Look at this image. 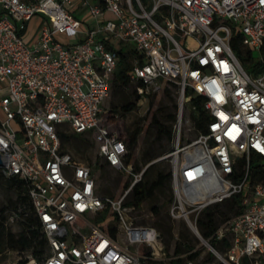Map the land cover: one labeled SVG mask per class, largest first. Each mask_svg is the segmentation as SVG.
Here are the masks:
<instances>
[{
    "label": "built area",
    "instance_id": "built-area-1",
    "mask_svg": "<svg viewBox=\"0 0 264 264\" xmlns=\"http://www.w3.org/2000/svg\"><path fill=\"white\" fill-rule=\"evenodd\" d=\"M83 9L93 27L75 16ZM263 48L264 0H0V171L27 186L46 241L40 256L5 264H264ZM120 51L137 54L128 78L139 96L174 89L181 107L200 99L207 117L189 148L224 188L205 203L175 193L167 216L194 238L186 252L167 249L126 203L144 170L126 163L103 110ZM61 125L87 135L102 164L130 181L121 197L98 194L92 166L60 150ZM232 196L242 211L204 238L200 214Z\"/></svg>",
    "mask_w": 264,
    "mask_h": 264
},
{
    "label": "trees",
    "instance_id": "trees-1",
    "mask_svg": "<svg viewBox=\"0 0 264 264\" xmlns=\"http://www.w3.org/2000/svg\"><path fill=\"white\" fill-rule=\"evenodd\" d=\"M232 49L239 58H242L244 51L242 50L237 39H235L234 43L232 44ZM260 54L264 57V48L261 50ZM119 55L120 61L118 63V67L111 86L112 94L115 98L116 103L112 105V108L109 112L111 114L119 113L125 115L139 107V103L142 100V97L137 94L135 85L131 84L128 78V73L131 69L130 61L134 57H137V54L132 51H120ZM248 57H250V55H248ZM131 87H133L134 90L132 91L131 95L128 96L127 94H125V91L129 90ZM170 91V89L165 88L163 92L169 95ZM130 97L133 98L132 101H130ZM170 102L172 103V106L170 114H168L169 118L163 119L160 118V114H158V112H150L152 117L149 127H152V129L155 131V143L166 141L169 144L173 139V125L176 121L177 106L174 100H171ZM190 104L195 106V109L190 111L192 122L196 130L198 131V134L203 133L205 130L207 117L204 114L200 99H192ZM114 121V118L110 119V122L113 123ZM106 123L110 127L109 121L106 120ZM142 131L143 129L140 127H137L134 130L125 131V136L127 140L126 163L131 164L135 170L136 167L134 166L132 154H130V152L135 147L137 139L142 133ZM56 135L59 138L60 150L63 153H69L67 146L72 145V143L83 148H90L92 146H95L87 135L75 134L66 125L57 126ZM77 135H82L85 137L86 142L84 143V145L75 141ZM119 138L122 140L121 137ZM167 152V149H162L156 155H152L146 160L152 161L160 156L167 154ZM198 156V161L201 164L200 173L202 180L206 181L211 189L215 187L205 197L200 196L197 197L196 200L190 198V200L192 201L203 203L204 200L208 198V196L217 193L218 190L221 189L220 187H222L223 185L215 183L214 179H212L208 166L202 161L199 154ZM188 157L186 160H188ZM87 164L90 166L99 165L101 171H104V169L107 167L105 164H102L100 162L98 156H96L94 163L91 162ZM163 165V162L157 165L152 164L145 170L141 181L132 187L128 195V200H126V203L134 206L135 209L138 210L144 202H150V213L154 217H158V219L156 221H153L150 226L155 227L159 231L162 241L167 249H169L170 246L174 243L176 252H186L194 244L187 236V231L185 227H181V229L178 231V236H175L174 227L172 223L168 219L166 220L160 218L161 208L154 204V202L156 201L155 194L157 192H162V190L166 188V183L170 179L171 174L169 172L163 174V169H160L157 171L154 179L149 178V175L152 169ZM186 179V182L184 181V188L186 191L183 192V195L184 197L189 199L186 193L192 194L194 189L193 185L191 186L189 181H187ZM210 179L212 180L210 181ZM1 180H3L7 187L15 193L16 200L13 203V208L7 211L8 215H5L3 211H0V255L5 250H14L16 251L17 255H21L23 253H32L35 256H40L46 247V241L38 228L32 203L28 196L27 186L24 182L19 181L15 178H6L0 171V181ZM235 180H238V177H236ZM258 180L264 181V171L259 173ZM129 186L130 181L127 180L121 185L122 191L124 192L125 190H127ZM167 202L170 203L171 199H169ZM241 211L242 206L240 205V198L238 196H232L229 199L223 201L222 203H218L206 208L198 218V228L201 235L204 238H208L220 224L228 220L230 217L239 214ZM9 217H13V221H15L16 223H20L21 230L19 233L14 234L4 230L5 223H7ZM136 223L146 225L144 220H141L140 222ZM206 260H210V256L207 255Z\"/></svg>",
    "mask_w": 264,
    "mask_h": 264
},
{
    "label": "rangeland",
    "instance_id": "rangeland-1",
    "mask_svg": "<svg viewBox=\"0 0 264 264\" xmlns=\"http://www.w3.org/2000/svg\"><path fill=\"white\" fill-rule=\"evenodd\" d=\"M93 4L96 1L92 2ZM85 9L78 10L75 13V16L80 19L81 21H87V23L93 27L94 21L92 18L86 17ZM38 20H35L31 24L30 30L35 29V25ZM77 39H80L78 36ZM60 40L62 42H68L63 36H60ZM117 46L116 43H114ZM254 61L252 64L244 63L243 66L246 69L247 73H252L253 65L257 62V54L253 55ZM134 90L131 87L129 90L125 91V94L128 96L131 95L132 91ZM133 98L130 97V101ZM171 100H174L177 106L176 111V121L173 125V139L168 144L166 141L157 142L155 135V131L152 127H149L151 122L152 115L150 112H158L160 114V118L167 119L168 114H170L172 103ZM115 98L113 97L112 90L110 93L109 98L104 103L103 110L106 113L105 118L109 121L111 130L115 132L119 137L122 138V141L127 145V140L125 136V131L134 130L137 127L143 129L142 133L139 135L137 139V143L135 147L132 149L130 154H132L133 163L136 167L137 171L145 170L152 164H159L163 162V166H158L152 171H150L149 178L154 179L158 170L163 169V174L170 173V179L166 183V188L162 190V192H157L155 194V202L156 206L161 208V216L160 218L168 219L173 227H174V234L178 236V231L181 227H185L187 231V236L194 244L195 241L191 236L189 230L187 229L186 225L181 221H171L167 216V210L171 202L176 198L174 187H173V163L177 162V180L180 186V193L183 194L185 190V179L189 181L190 185H193L194 191L192 194L186 193L189 199L193 198L196 200L197 197H205L207 196L215 187L212 189L209 187L206 181H203L201 178V164L198 161V149L189 146L197 140L198 138V131L196 130L192 119H191V112L186 105L181 107L180 102L178 100V95L176 94L174 89H171L170 94L167 95L164 92H160L158 94H153L150 96H146L142 98L139 103V107L133 110L130 113L125 115L115 113L111 114L109 111L112 108V105L115 104ZM114 118V122H110V119ZM108 123V122H107ZM76 142L81 143L84 145L86 142L85 137L82 135L76 136ZM69 153L78 161L83 163H94L97 151L96 147L92 146L90 148H83L79 147L72 143V145L67 146ZM167 149V154L160 156L152 161H148L150 156L156 155L160 150ZM189 154V157H188ZM188 157V160H186ZM176 158V159H175ZM101 162V160H100ZM102 163V162H101ZM97 164V163H96ZM92 165V164H91ZM164 167V168H163ZM93 174L95 183L97 186V193L100 195H104L112 200H117L119 197L122 196L123 191L121 189V185L126 182L128 179L122 174H119L113 171L110 168H105L104 171H101L99 165L92 166ZM212 179L214 178L213 175ZM210 177V176H209ZM210 179V181L212 180ZM209 181V182H210ZM186 182V181H185ZM210 188V189H209ZM222 188H224L222 186ZM214 195V194H213ZM213 195L208 196L204 201L212 197ZM186 198V197H185ZM171 199V202H167ZM16 200L15 193L7 187L3 180L0 181V211H3L5 215H8L7 211L13 208V203ZM128 200V197H127ZM150 202H144L136 212L132 214L134 216L135 222H140L144 220L146 225H149L158 219V217H154L150 213ZM138 215V216H137ZM106 217V214H103V218ZM7 232H11L17 234L21 230L20 223H16L15 221H11L10 217L5 223V228ZM174 246V243L170 246V248ZM202 250V249H201ZM205 254V258H207V253ZM16 257V251L14 250H5L0 255V264H5L9 260H12Z\"/></svg>",
    "mask_w": 264,
    "mask_h": 264
},
{
    "label": "bare ground",
    "instance_id": "bare-ground-1",
    "mask_svg": "<svg viewBox=\"0 0 264 264\" xmlns=\"http://www.w3.org/2000/svg\"><path fill=\"white\" fill-rule=\"evenodd\" d=\"M175 159H176V158H175ZM173 187H174V191H175V193L181 194V193H180L179 182H178V180H177V162H174V163H173ZM223 187H224V186H223ZM212 197H213V196H212ZM212 197H210L209 199H207V200L204 201L203 203H205V202L211 200Z\"/></svg>",
    "mask_w": 264,
    "mask_h": 264
},
{
    "label": "water",
    "instance_id": "water-1",
    "mask_svg": "<svg viewBox=\"0 0 264 264\" xmlns=\"http://www.w3.org/2000/svg\"><path fill=\"white\" fill-rule=\"evenodd\" d=\"M3 166H4V161H3V159L0 156V168H2Z\"/></svg>",
    "mask_w": 264,
    "mask_h": 264
}]
</instances>
